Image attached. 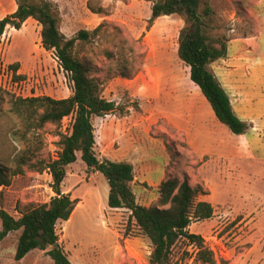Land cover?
<instances>
[{
	"label": "rangeland",
	"instance_id": "1",
	"mask_svg": "<svg viewBox=\"0 0 264 264\" xmlns=\"http://www.w3.org/2000/svg\"><path fill=\"white\" fill-rule=\"evenodd\" d=\"M48 1L59 9L61 32L68 39L76 37L81 30L93 31L104 25L101 37L87 44L84 52L94 58L100 68L107 67L103 51L119 55L120 39L128 40L124 49L126 53H129L128 49L135 50L134 56H128V59L136 60L138 72L130 80L115 78L108 82L103 95L117 104L129 105L130 112L126 117H133L127 123H138L134 136L149 153L145 163L149 168L147 173L155 182H161L169 165L170 173L179 175L186 172L191 185H201L211 193L204 200L219 208L218 223H195L193 232L204 237L218 264H264V133L248 135L258 158L255 161L241 157L221 160L199 156L193 151L185 131L203 112L207 111L208 116L213 117V110L199 87L191 81L190 68L178 58L183 19L176 15L160 18L148 30L152 7L158 0ZM205 3L211 8L212 36L227 45L226 57L211 65L217 79L228 80L232 71L260 65L263 71L258 73L260 78L252 85L264 88V0H205ZM101 8L105 11L103 14L95 13ZM16 10L15 0H0V20ZM0 57L8 67L20 65L18 73L25 77L26 96L65 99L72 95L55 52L46 51L42 46L41 27L36 21H27L19 31L7 27L0 41ZM116 67L117 64L113 66L114 69ZM11 98L17 99L7 94L0 101V164L11 171L21 168L23 172L13 178L10 187L0 189V201L2 199L5 210L19 219L20 210H25L28 205H43L56 196L51 172H36L31 166L35 160L29 162L27 159H34L33 149L39 142L44 143V148L38 158L56 159L62 149L60 135L71 133L73 118L65 119L59 127L48 125L37 131L32 124L25 125L13 113ZM131 99L139 101V109H133ZM261 101L264 103V98ZM111 120L98 119L95 123L99 142L101 124L111 123ZM228 130L223 135L224 139L211 143L200 136L199 146L207 148L229 143L235 147L239 143L238 136ZM166 141L173 152L184 156L181 163L179 159L169 157ZM25 159L27 164H22ZM72 171L77 172L74 173L77 178H72ZM68 172L66 187L77 182L75 194L80 201L89 190L96 194L89 195L85 205H78L68 222L57 224L60 243L71 262L79 264L78 259L84 261L83 264H145L148 244L144 245L145 242L140 240L141 253L133 257L122 241H118L119 228L125 236H137L133 225H129V212H121L120 227L115 232L113 230L114 233L111 234L104 225L107 219L99 211L96 201H104L107 189L110 191L106 179L100 174L99 179L91 182L87 179L88 183L81 186L79 179L87 177L83 175L86 166L81 158ZM149 191L153 192V189ZM153 193L157 200V192ZM151 200L139 196L142 204L152 205L156 201ZM20 234L12 233L0 243V264H54L48 255L51 248L32 251L23 261L17 262L15 255ZM184 250H188L190 256H184ZM85 253H89L87 261ZM195 255V248L187 247L184 241L175 249L176 260L183 259L182 264H196Z\"/></svg>",
	"mask_w": 264,
	"mask_h": 264
},
{
	"label": "trees",
	"instance_id": "2",
	"mask_svg": "<svg viewBox=\"0 0 264 264\" xmlns=\"http://www.w3.org/2000/svg\"><path fill=\"white\" fill-rule=\"evenodd\" d=\"M15 1L17 10L0 20V41L7 27L19 31L28 20L36 21L41 27L42 46L46 51L55 52L71 86L72 95L65 99L11 98L12 111L25 125L32 124V128L37 131L48 125L59 127L70 117L73 122L71 133L60 135L62 149L56 159L47 161L38 158L44 148L43 142L33 149L34 159H27L29 162L35 160L31 166L36 172H51L54 179L52 189L56 196L43 205H28L25 210L18 207L21 215L19 219L5 210L1 199L0 243L10 234L21 232L15 255L17 262L23 261L32 251H48L51 248L48 255L54 264H73L60 243L57 224L68 222L79 204V200L73 199L71 194L62 192V185L68 175L67 168L78 162L80 154L87 174L99 173L106 179L110 189L108 206L127 210L130 213L129 225L135 223L141 234L151 241L148 264H180L184 260H176L175 249L182 241L186 242L187 247L195 248L196 264H218L215 253L204 237L190 230L193 224L214 217V206L202 200L210 196L209 191L201 185H191L186 172L179 175L170 173L167 165L165 178L158 186L157 200L150 206H143L137 203L134 165L98 156L95 120L108 115L124 118L130 112L128 104H117L103 95L108 82L115 78L130 80L138 72L136 60L128 59V56H134L135 50L131 48L126 53L124 49L128 40L120 39L119 55L109 50L103 51L107 67L100 68L96 60L84 52L87 44L101 37L104 25L93 31L81 30L76 37L68 39L61 32L62 18L54 3L48 0ZM104 12L103 8L95 11L97 14ZM175 15L184 21L179 34L178 58L190 68L191 81L199 87L222 125L234 135H247L251 125L238 117L228 94L211 70L214 62L227 55L226 43L212 36L211 8L205 0H158L152 7L147 29L150 30L158 19ZM116 64L118 67L114 69ZM12 69L17 72L20 65H13ZM4 95L7 93L0 89V101ZM138 102L132 103L133 109L140 108ZM166 142L169 157L177 158L181 163L184 156L173 152L169 142ZM22 164H27L26 159ZM22 172L21 168L11 171L6 165L0 164V189L10 187L13 178ZM183 255L190 256L189 251L184 250Z\"/></svg>",
	"mask_w": 264,
	"mask_h": 264
},
{
	"label": "crops",
	"instance_id": "3",
	"mask_svg": "<svg viewBox=\"0 0 264 264\" xmlns=\"http://www.w3.org/2000/svg\"><path fill=\"white\" fill-rule=\"evenodd\" d=\"M262 71L263 70L260 65H252L249 67V69L248 67H244L236 71H232L231 75H228V80L219 81L224 90L227 92L231 100L233 109L238 115V117L241 120L249 123L252 128L247 135L237 137L239 143L236 144L235 147H232L231 145H229V143H226L225 146L211 145L207 148H204L202 146H199L198 144V139L200 136L202 139H207V141L211 143L214 140L218 141V139L220 138L224 139L223 135H225V133L227 134L228 130L227 127L222 125L217 120L212 110L211 111L213 112V117H209L207 111H205L203 112L202 116H197L195 119H193L192 123L190 124V128L185 131L187 133L188 141L191 144V148L197 155L210 156L211 158H219L221 160H227L238 157L249 158L253 161L258 160L257 155L255 154L253 147L250 144V141L248 140V135H258L264 133V103L263 101H261L264 98V88L252 85L254 82H257L258 78H260L258 73ZM132 117L133 116L118 118V116L116 115H110L106 116L107 119L97 118L95 120V123L98 121V119H102L103 121H107L108 119L112 120L111 123L107 122L101 124V129L99 130V134L101 135L100 142L98 141L96 129V151L100 158H106L113 162H129L134 165L136 171V180L134 183L136 184L135 193L137 197V203L143 206H150L140 203L139 196H143V198L147 200L150 198L153 201L156 200V198H154L153 192H157L158 186L160 185L164 177L161 178V182H155V179L151 176V174L147 173L149 168L145 165V163L147 158L149 157V153H147L143 148L142 142L136 139L134 136V133L138 131V123L136 122L133 125H128L127 123V120H131ZM228 136H230L229 133ZM79 158H81L80 154H78V161ZM71 166L72 165L67 168V172L69 168H71ZM74 173L77 174V172L72 171L71 175L73 176V179L77 178ZM69 175L70 174L68 172L67 178L65 179L62 185V192L64 194H71L73 199H78V196L75 194L78 190H75V188L77 187V182L72 185L70 184L68 187H66ZM83 175H86L87 177H81V179H79L81 180V182L79 181V184H81V186L84 183H88L87 179H89V182H91L93 179L100 178L99 173L87 174L85 172ZM149 189H153V192H150ZM108 191L109 190L107 189L104 198L105 200L102 201L101 199H99L98 202L96 201V204L98 205L99 211H102V213L104 214V219H107L104 222L105 227L108 231L110 230V233L112 234L115 232V229L120 227L119 225L121 220L120 217L122 214L121 212L128 211L123 209H111L107 204L109 198ZM137 192L139 193V195ZM89 195L96 196L94 191L89 190L87 193H85L84 197L82 198L83 200L80 201L78 199V205H85L84 201ZM98 198L99 195L97 197V200ZM204 198H202V200H204ZM102 208H106L107 211L103 210ZM214 209V217L211 220H208L210 222H217V216L220 214V211L218 212V207L214 206ZM128 215L130 216V213H128ZM217 226L219 225L217 224ZM133 228L137 231V236L134 238L121 234L122 230H120V228L117 229L118 241H122V243L124 244V248L128 250L129 255L133 257H137L141 253L142 248L139 245L140 240L145 242L144 245L148 244V258L145 261V264H148L149 257L152 251L151 241L146 236H143L141 234V232L135 226V223L133 224ZM193 228L194 226L192 225L190 228L192 233H194ZM88 254H84L86 261L88 260ZM76 261L79 264L84 263V261L80 262L78 261V259Z\"/></svg>",
	"mask_w": 264,
	"mask_h": 264
},
{
	"label": "built area",
	"instance_id": "4",
	"mask_svg": "<svg viewBox=\"0 0 264 264\" xmlns=\"http://www.w3.org/2000/svg\"><path fill=\"white\" fill-rule=\"evenodd\" d=\"M20 77L18 71L16 72L11 67H8L0 57V89L17 99L33 98L32 95H25L26 90L24 91V89L27 83L24 79H19Z\"/></svg>",
	"mask_w": 264,
	"mask_h": 264
},
{
	"label": "water",
	"instance_id": "5",
	"mask_svg": "<svg viewBox=\"0 0 264 264\" xmlns=\"http://www.w3.org/2000/svg\"><path fill=\"white\" fill-rule=\"evenodd\" d=\"M58 244H56V246H57Z\"/></svg>",
	"mask_w": 264,
	"mask_h": 264
}]
</instances>
